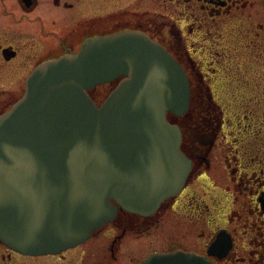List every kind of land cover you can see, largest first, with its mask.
<instances>
[{
    "label": "flooded vegetation",
    "instance_id": "1",
    "mask_svg": "<svg viewBox=\"0 0 264 264\" xmlns=\"http://www.w3.org/2000/svg\"><path fill=\"white\" fill-rule=\"evenodd\" d=\"M122 31L161 43L190 78L188 113H168L184 133L187 185L149 213L119 211L58 254L23 253L0 241V264H137L176 250L213 264H264V0H0V117L38 66ZM115 84L97 89L106 94ZM170 220L173 233L159 236V248L143 242L138 261L120 256L125 238L153 234ZM101 233L106 245L92 246Z\"/></svg>",
    "mask_w": 264,
    "mask_h": 264
},
{
    "label": "water",
    "instance_id": "2",
    "mask_svg": "<svg viewBox=\"0 0 264 264\" xmlns=\"http://www.w3.org/2000/svg\"><path fill=\"white\" fill-rule=\"evenodd\" d=\"M119 78L99 107L92 89ZM191 98L180 61L141 32L99 37L38 66L0 117V241L23 253H60L119 211L149 213L175 197L192 165L167 113L185 115ZM139 264L213 263L177 250Z\"/></svg>",
    "mask_w": 264,
    "mask_h": 264
},
{
    "label": "rangeland",
    "instance_id": "3",
    "mask_svg": "<svg viewBox=\"0 0 264 264\" xmlns=\"http://www.w3.org/2000/svg\"><path fill=\"white\" fill-rule=\"evenodd\" d=\"M187 42H188V44H190L192 41H187ZM196 45L198 46L199 44L196 43L195 47H197ZM190 49L192 50L193 47L190 46ZM102 90H103V87H101L100 89H95V91H94L95 97L97 99H99V100H102L104 98V96H105V95L101 94ZM204 114L205 113L202 112V115L199 117L201 122L207 118ZM200 193H203V191H200ZM168 222L170 224L167 225V222L165 223L163 221V223H162L160 229L158 230V232L156 231L153 234L147 233V234H145V235H143V236H141V237H139L137 239H134L132 237L130 239L129 238L128 239L125 238V240L123 241V246H122V248L120 250L121 251L120 252V256L124 257L123 254H127V255L130 254L129 257L130 256L131 257H137L138 256V259H137V261H138L141 258V256H144L146 254V252L142 253V255L139 254L140 253V247H141L139 245L141 243H143V242H149L150 241L148 249L159 248L161 246L159 242L157 243V241L159 240V236H162V235H166L167 236L168 234H172L173 233L172 229H169V227H170L169 225L174 226V223L171 220L168 221ZM201 228H202V226L200 227V225H199L198 232H202ZM153 240H155V241L153 242ZM105 241H106V237H105V235L103 233H101L100 235L96 236L91 241L90 244L92 246L93 245H95V246H97V245L98 246L99 245L104 246V245H106ZM109 248L106 246V251L108 252V255H110L112 253Z\"/></svg>",
    "mask_w": 264,
    "mask_h": 264
}]
</instances>
